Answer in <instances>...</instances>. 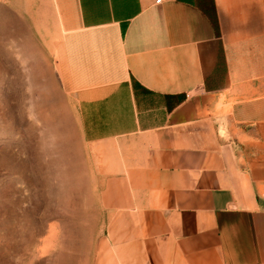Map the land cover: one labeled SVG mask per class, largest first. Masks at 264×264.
I'll list each match as a JSON object with an SVG mask.
<instances>
[{
  "label": "crops",
  "instance_id": "crops-1",
  "mask_svg": "<svg viewBox=\"0 0 264 264\" xmlns=\"http://www.w3.org/2000/svg\"><path fill=\"white\" fill-rule=\"evenodd\" d=\"M51 54L112 234L95 264H264V0H50Z\"/></svg>",
  "mask_w": 264,
  "mask_h": 264
},
{
  "label": "rangeland",
  "instance_id": "rangeland-1",
  "mask_svg": "<svg viewBox=\"0 0 264 264\" xmlns=\"http://www.w3.org/2000/svg\"><path fill=\"white\" fill-rule=\"evenodd\" d=\"M50 0H0V264H95L112 234L97 169L50 45Z\"/></svg>",
  "mask_w": 264,
  "mask_h": 264
},
{
  "label": "built area",
  "instance_id": "built-area-1",
  "mask_svg": "<svg viewBox=\"0 0 264 264\" xmlns=\"http://www.w3.org/2000/svg\"><path fill=\"white\" fill-rule=\"evenodd\" d=\"M160 1V0H159Z\"/></svg>",
  "mask_w": 264,
  "mask_h": 264
}]
</instances>
